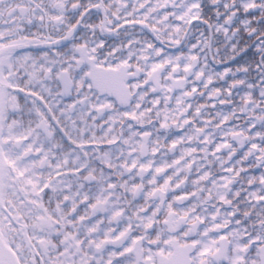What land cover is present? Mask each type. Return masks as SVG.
<instances>
[{
    "label": "snow or ice",
    "instance_id": "6c2138e0",
    "mask_svg": "<svg viewBox=\"0 0 264 264\" xmlns=\"http://www.w3.org/2000/svg\"><path fill=\"white\" fill-rule=\"evenodd\" d=\"M0 264H264V0H0Z\"/></svg>",
    "mask_w": 264,
    "mask_h": 264
},
{
    "label": "flooded vegetation",
    "instance_id": "af4514ba",
    "mask_svg": "<svg viewBox=\"0 0 264 264\" xmlns=\"http://www.w3.org/2000/svg\"><path fill=\"white\" fill-rule=\"evenodd\" d=\"M33 31H35V29H33ZM108 42H109V43H111V42H112V40H111V39H109V41H108ZM248 55H249V56H251V52H249V53H248ZM239 59H243V57H241V58H239ZM229 66H232V67H234V66H235V64L233 63V64H231V65H229ZM218 70H221V71H222L223 69H222V67H219V66H218ZM256 174L258 175L259 173L257 172Z\"/></svg>",
    "mask_w": 264,
    "mask_h": 264
}]
</instances>
